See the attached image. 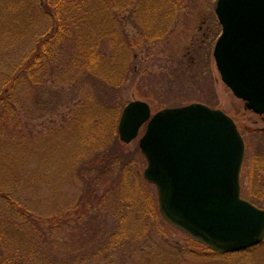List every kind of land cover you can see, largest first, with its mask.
Masks as SVG:
<instances>
[{"label": "rangeland", "instance_id": "374dc122", "mask_svg": "<svg viewBox=\"0 0 264 264\" xmlns=\"http://www.w3.org/2000/svg\"><path fill=\"white\" fill-rule=\"evenodd\" d=\"M216 1L182 0L176 6L154 0L145 7L144 0H135L130 8H112L121 39L140 42L129 55L128 79L115 89L74 67L85 26L68 28L67 37L38 69L25 70L44 51L46 44L40 43L58 21L47 13L52 0H0V109L5 110L0 114V186L15 189L19 201L40 218L67 220L56 231L61 241L48 243L49 250L82 246L94 264H264V241L241 254H215L167 223L156 187L143 176L146 160L139 138L145 126L130 143L117 132L122 108L131 100L147 102L151 113L191 102L223 110L245 144L241 197L252 202L248 193L253 190L264 200V167L253 162L257 150L264 152V114L246 109L221 80L212 54L221 31ZM171 6L175 13L170 17ZM100 11L91 26L98 25ZM144 15L158 24L172 18L170 31L160 40L141 42L137 26ZM99 40L110 53V38ZM105 162L107 170L98 173ZM90 182L104 195L102 205L79 217L71 210ZM252 203L264 209V201ZM5 204L0 200V218L15 220L1 211ZM124 228L132 231L134 241L123 247L111 244L110 236ZM4 254L0 248V260Z\"/></svg>", "mask_w": 264, "mask_h": 264}, {"label": "water", "instance_id": "95a60500", "mask_svg": "<svg viewBox=\"0 0 264 264\" xmlns=\"http://www.w3.org/2000/svg\"><path fill=\"white\" fill-rule=\"evenodd\" d=\"M222 26L213 48L221 80L264 114V0H217ZM139 139L146 159L143 176L155 185L162 217L213 250L229 253L261 243L264 209L241 197L245 144L235 121L201 102L151 113L147 102L125 104L119 139Z\"/></svg>", "mask_w": 264, "mask_h": 264}, {"label": "trees", "instance_id": "16d2710c", "mask_svg": "<svg viewBox=\"0 0 264 264\" xmlns=\"http://www.w3.org/2000/svg\"><path fill=\"white\" fill-rule=\"evenodd\" d=\"M134 1L135 0H52L53 5H47V13L51 17H55V19L58 18V21L54 20L52 30L47 33L45 39H42L44 43H40L46 44L43 48L44 51L38 54L37 57L34 56V59L31 58L26 64L25 70L28 68H31V70L38 69L43 57L47 59L55 52L54 48L59 45L63 38L67 37L69 29H78L85 26L84 30L80 33L76 46L77 50L72 58L73 63H75L74 67L77 66L80 72L82 71L90 78L99 77L102 80L105 79V82L112 86V88L118 89L129 77L127 71V67L129 66V55L132 53V49L140 42L133 43L132 41L135 39L130 41L125 39L123 41V39H121L120 34L115 31L114 27L118 21L116 16L111 12V9L130 8L134 5ZM152 1L154 0H144L145 7ZM163 1L169 5H176L182 0ZM143 6L144 5H141L140 2V9ZM99 7H101V11L98 12L100 13L98 14L100 21L98 25L91 26L90 22L96 17ZM173 13H175V11L173 6H171L169 12L170 17ZM144 16L146 19H143L142 23L137 26L141 28L143 32V40H141V42H154L160 40L170 31L173 23L172 18L168 19L166 22L167 24H158L153 22L154 20H152L149 15ZM98 26L101 27L102 32L97 31ZM103 38H110L109 43L110 46L113 47L110 53L103 50L100 46L101 40L98 41V39ZM49 41L51 43H49ZM4 113L5 110L2 111V109H0V114L3 115ZM253 156L255 166L258 167L257 164L259 163L264 167V152H262V150H257ZM106 164L107 162L100 165L98 173L103 174L104 170H107L108 166ZM88 185L89 188L86 194L71 210L78 213L79 217H83L85 213L92 211L95 206L101 207L102 198H104V195H100L96 190H93V183L90 182ZM248 194L249 199L256 204H261V202L264 201L262 198V200H260L258 198L260 197L259 193L256 196L253 190H250ZM0 200L6 202L5 208L3 207L1 211H9L10 214L15 215V220H7L6 217H4V219L0 218V237L5 236L0 238V248L4 249L6 252V254H4L6 256H3L5 258L0 260V264H94L90 262L92 256L83 252L82 246L66 249L65 252L49 250L48 243L53 244V240L55 241L54 243L61 241L57 239L56 233L58 232L56 231L67 224V220L58 215L40 218L38 215H35L26 204L19 201L15 189L7 190L1 187ZM9 223L12 224L10 227H8V225H10ZM131 233L132 231L126 228L121 232L118 230L112 237L110 236L109 241L113 239L111 244L123 247L125 244L134 241V235ZM107 246L105 250L108 248ZM247 250L249 249L235 253L241 254ZM106 251L104 253H107ZM212 253L223 254L216 251H212ZM79 257L82 258L83 262L79 260ZM17 259H19V262Z\"/></svg>", "mask_w": 264, "mask_h": 264}]
</instances>
